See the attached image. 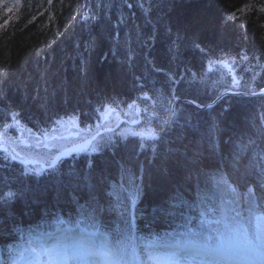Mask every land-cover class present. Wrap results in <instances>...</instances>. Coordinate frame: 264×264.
<instances>
[{"label":"trees","instance_id":"trees-1","mask_svg":"<svg viewBox=\"0 0 264 264\" xmlns=\"http://www.w3.org/2000/svg\"><path fill=\"white\" fill-rule=\"evenodd\" d=\"M262 9L264 0H0V133L18 122L25 136L30 131L36 141L35 138L53 132L49 126L53 129L61 118L68 120L78 115L70 121L88 137L103 128L101 112L98 117L91 114L88 118L82 113L63 114L43 127L31 121L25 112L42 106V113L49 112L51 116L66 104L87 105L89 110L94 100L113 92L125 98L113 100L116 105L112 109L118 114L126 110L132 114L139 104L161 118L155 123L152 146L140 148L139 152L131 141L139 146L150 138L139 144L130 138V129H127L123 135H103L89 151L65 158L48 172L32 168L28 173L0 154V251L6 262L10 259L9 248L5 247L10 239L6 227H17L14 238L18 240L22 236L18 237L17 231L30 220L79 221L101 227L116 240L123 236L124 230L132 232L135 228L138 236L153 241L169 230L182 229L184 213L195 217L194 222L201 210L217 214L220 192L213 204L211 192L200 193L196 189L207 182L202 175L203 168L211 167L213 177L223 180L229 169L237 171L241 164L232 158L228 148L238 146L237 138L254 134V140H263L264 147V136H261L264 96L245 97L240 99L244 104L239 106H226L228 99L210 111L193 110V114L187 111L186 117L189 114L195 122L205 117L216 120L222 112L229 115L226 120L230 126L225 133L229 145L220 138L225 154L217 160L215 147L208 152L202 148L211 144V140L200 129L186 130L172 125L171 130L160 131L159 125L165 124L168 117L172 96L170 92L163 96L159 91V86L163 88L159 69L171 70L172 81L190 83L184 81L186 76L179 73L181 70H174L180 68L174 63L176 54L183 53V58L191 61L187 53L195 52L196 45L204 49L218 48L234 55L229 54L216 66L210 65L222 85L215 97L226 90L262 89ZM151 82L153 86L149 85ZM210 93L206 98L212 96ZM199 102L204 104L210 100ZM183 117L182 121L188 119ZM81 135L78 141L85 138ZM152 152L157 155L154 164H148L149 158H146L140 174L138 168L134 169L140 160L138 154L147 157ZM3 165L11 169L2 170ZM73 178L87 185V191H73L74 186H82L75 185ZM256 184L259 182L249 180L231 183L224 187V196L231 202L237 193L242 199L247 198ZM176 194H185V199L180 201L188 200L192 204L177 208L178 201L175 209L169 210V199ZM200 202L203 207L195 208ZM255 208L264 212L260 204ZM56 210H62L61 215L51 216Z\"/></svg>","mask_w":264,"mask_h":264},{"label":"bare ground","instance_id":"bare-ground-1","mask_svg":"<svg viewBox=\"0 0 264 264\" xmlns=\"http://www.w3.org/2000/svg\"><path fill=\"white\" fill-rule=\"evenodd\" d=\"M140 9V8H139ZM137 11H139L137 9ZM183 40V38H181ZM185 40V39H184ZM178 45V50H179V42H177ZM177 49V48H176ZM117 50V49H116ZM176 50V51H178ZM118 51V50H117ZM219 51V53H218ZM227 52V53H226ZM234 52L231 51H223V50H219L218 48H214V49H204L202 47H199V45L195 46V52H188V55H191V61H187L186 58H183V53L181 56H179L178 54H176L177 60L175 63V65L179 66L180 68L177 69L175 68L174 70H181L179 73L184 74L186 77L184 79V81H190V83H186V82H179L177 81H172L171 77H169L170 73H173L171 70L169 71V69H159L161 71V74L163 75L162 80H163V88L161 86H159V91L161 92V94L164 95H168L167 93L170 92V96H172L173 100L176 101L177 105L174 104V101H172L170 99V104L169 107H173L176 111V115L173 121L168 122L165 120V124H160L159 125V129L160 131H165V129L167 131L171 130V126L172 125H177L179 128L182 127V129H186V130H192L193 128L195 130L200 129V132L203 133V135L208 138L209 140H211V144H206V145H202V148L205 151H210L212 150L214 147L217 149V155L215 156L217 158V160L223 159V155L225 154L222 151V147L220 146L219 140L220 138H224L225 143L227 142V139L225 138V133L228 131V126H230V124H228L226 117L228 118L229 115L225 114V113H220L219 118H217L215 121L212 119H207V117L205 118H201L198 121H193L190 120L192 119L189 114L188 117H186V113L187 111H190L192 114L194 111L190 110L191 107L190 105L194 104V103H198L201 105V103L199 102L201 99H209L210 101L215 100V93L221 88V80L217 77V73L216 70H213V68L211 66H216L218 64H220L221 61L226 60L227 56H231L234 55ZM231 54V55H229ZM130 55V61H132V53H129ZM201 59H200V57ZM207 62V66H209L207 71V66L205 69V63ZM180 62V64H179ZM211 65V66H210ZM157 71V70H156ZM158 71V72H160ZM190 75H195L196 78L191 79L192 77ZM171 79V81H170ZM152 82L154 84H157L158 81L156 80H152ZM149 83V85L153 86L154 84ZM172 83V87L171 89H169L170 85L169 83ZM227 91V90H226ZM212 92V94L210 93V97L206 98V94ZM228 92V91H227ZM227 92L223 91L221 93H219V96H222L223 94H226ZM64 93H68L67 91H65ZM229 94V93H227ZM248 93L245 92L244 94H237V95H233L232 97L226 98L224 99V101L230 99V101L226 102V106H239L240 104H244L240 101V99L243 98H249ZM226 95H223L222 97H225ZM122 97H119L118 94H116V92H113L112 95L109 96H102L100 97L99 100H94L92 103L89 102L90 106H89V110L87 108V105L83 106V107H74V106H64L62 108H59L58 110L59 113L54 114V115H50L49 112L47 113H42L44 108L42 106H40V110L36 107V109L30 108L29 110H26V114L28 115V117L30 118L31 121H33L35 124L37 125H46L48 124L50 121H52V119L56 118V117H60L63 114H68V115H73V113H82L85 114V118H88L89 116L92 117L93 115L98 117L100 115V112L102 113L105 110L111 109L113 107V105H116L113 100L116 101H123ZM234 99V100H232ZM66 101H68L67 99H65ZM236 100V101H235ZM88 104V105H89ZM104 108V109H102ZM34 109V110H33ZM94 109V113L92 112V110ZM37 110L38 113L35 114L34 111ZM41 111V112H40ZM263 112H264V108H263ZM93 114V115H91ZM225 114V115H224ZM78 116V115H77ZM77 116H73V117H77ZM183 116H185L186 118H188L185 121H182V118H184ZM71 117L70 119L72 120H76V118ZM64 119L65 118H61L60 121H57L54 125H57L55 127H51V125L49 126V129L54 130L59 132L60 131V124L64 123ZM69 119V120H70ZM168 119H171V117H168ZM67 120V119H66ZM85 121H87L85 119ZM93 121V119L91 120V122ZM161 121V118L159 116L158 113H149L147 111V113L145 115H143L141 122H140V127H139V133H145L146 131H149L151 136L150 139L148 141H146L145 143L141 144L142 141L146 140L145 137L143 138H139V139H135L138 141L139 145L134 142L132 144V147H135V150L139 152V149H145V148H150L152 146V134L154 132V128L155 123ZM90 122V123H91ZM206 122V123H205ZM75 125H77L76 123H74ZM137 125H139V122L137 123ZM74 128V132L72 133H79V135H81V133L83 134V136L86 137V132L83 131V129H79L78 125L77 126H73ZM67 130L68 126H67ZM262 135L264 136V129H262ZM243 136V135H242ZM255 135H248L247 136H243V139H236L237 140V144L238 146H228V148L232 151L233 155L232 158L237 159L238 162H241V164L236 168L237 171H234V169H229V171L224 174L225 178L223 180H218L219 177H213V169H211V167H204L203 168V177L204 179H207V182L205 184H201L197 186V192H204L207 191L206 193L211 192V194L213 195V199H211V202L213 204H216L215 201V197L216 195L219 193V200L218 202H228L229 199H226V197L224 196V193H226V190H224L225 186L231 184V183H237L239 181L242 180H249L252 182H259V184H256L255 188H253L252 190L249 191V195L247 198L242 199L240 197V195L237 193L235 196V204L237 208L239 209H244L248 214L253 213L256 208L255 206H260L264 207V147L262 145V141L263 140H254ZM33 135L31 134L30 131H28L27 135L25 136V138L23 139V141H27L31 144L30 148H25L22 144V141H20L19 143H15L14 147H15V151L17 152H26L27 153V159L24 162V164L22 165V167L26 168V169H32L38 165H40L43 162L44 156L49 154L51 151L57 149L58 144L60 145V141L57 143L56 141H42V142H35ZM65 140L66 137L64 138ZM64 141V140H63ZM229 145V143H228ZM101 146V145H99ZM165 147V146H164ZM213 147V148H212ZM135 151V154H136ZM150 156L148 155L147 157L142 156V154H138L140 155V160L138 162V164H135L136 168H134L135 170H137L138 168V172H140V174H143V169H144V162L146 158H149V162L148 164L152 165L154 164L153 160L154 158L157 157L156 153L152 152L149 153ZM138 159V158H136ZM216 160V159H215ZM131 167V166H130ZM133 167V166H132ZM131 167V168H132ZM2 170H7L11 169L8 165H3L1 166ZM133 169V168H132ZM157 169V167L155 168ZM195 169V168H194ZM197 169V167H196ZM75 178H73L74 180ZM140 182L141 179H139ZM75 185H80L81 183L79 182V180H74ZM82 185V184H81ZM87 185H82V186H74L73 187V191L76 192H86L87 191ZM91 191V190H90ZM263 191V192H262ZM262 192V193H261ZM185 194H176V195H172L169 199V203H168V208L169 210H174V205L175 203H177L180 200H184ZM5 202H8L6 199H4ZM192 203L189 202L188 200H185L184 202L180 201L178 202V207L181 208H186L188 206H190ZM195 208H200L203 207V203L200 202L198 203L196 206H194ZM167 208V207H166ZM42 210V209H41ZM46 211V210H45ZM54 212V211H53ZM51 212V216L53 217H58L61 215L62 210L61 211H55V213ZM204 213L202 210L198 213V215ZM43 215V214H42ZM43 216H49L48 214H44ZM38 218V217H37ZM35 218V219H37ZM182 220L187 219V215L186 213H184L182 215ZM32 219V218H31ZM27 225L26 224H22V226L20 227V230L25 234L27 233V231H31V230H35L36 232H42V230H45L47 228V220H30L27 221ZM15 225H12L8 228V226L6 227L7 232L9 233V240H7L5 242V247L9 248L7 249L8 253L10 254L11 251L13 250V247L18 244L19 242H21V238H19L18 240H15L14 237H16V234H14V229L17 228H13ZM18 230L17 231V236L21 237L22 233L21 231ZM185 257L186 256H190L192 254H190L189 252L184 253ZM85 256H82L78 259L75 260V263L78 264L79 261H86L84 260ZM196 264H207V263H199L196 261Z\"/></svg>","mask_w":264,"mask_h":264},{"label":"rangeland","instance_id":"rangeland-1","mask_svg":"<svg viewBox=\"0 0 264 264\" xmlns=\"http://www.w3.org/2000/svg\"><path fill=\"white\" fill-rule=\"evenodd\" d=\"M101 120H107V118L105 116H103L101 118ZM67 123H69L68 129H70V130H67ZM73 126H77V125H75L69 119L65 120L62 125L60 124V129L62 128V132L57 134L58 136L61 135L60 139H63L64 141H67V140H71V138H74L76 140L81 138L82 135L80 136L78 132L77 133H72V132H74ZM65 137H69V138H67V140H65L64 139ZM63 140H62V142L61 141L60 142L64 143ZM3 144L8 146L9 148H11L12 141L5 142ZM61 146L62 145H59V148ZM257 219H258V223L260 224V228H259L260 235H258V237H259V239H261V238L264 237V226H263L262 219H260V220H259V218H257ZM238 237H241V234L238 235ZM121 241H122V244H123L122 248H118V249L117 248H115V249L111 248L110 252L108 250H106V248H104L105 252H103V254L104 255L105 254L109 255L111 257V259L114 261L115 264H119V263L120 264H140L139 261L138 262L135 261L134 255L132 257V253L134 252L133 249H134V246H135L134 244L136 243L135 240L131 239L130 237H125ZM130 244H132V246L129 247ZM127 247H128V249L125 252L124 249L127 248ZM40 253H41V250H37V254H35V255L40 256ZM47 253H48L47 255L50 257V255L53 253L52 248H48ZM144 254H145L144 255V257H145L144 263L145 264H156V262L159 263L161 261L160 258H164V255H166V253H159L157 251L151 252V250H149V248L145 249ZM113 255H114V257H113ZM64 259L66 260L65 264H68V262H69L68 259L65 258V257H64ZM15 260H16V262L14 264H18L17 260H23V259H21V257H19V258H16ZM114 263H111L110 261L109 262L107 261V264H114ZM142 264H143V261H142Z\"/></svg>","mask_w":264,"mask_h":264},{"label":"water","instance_id":"water-1","mask_svg":"<svg viewBox=\"0 0 264 264\" xmlns=\"http://www.w3.org/2000/svg\"><path fill=\"white\" fill-rule=\"evenodd\" d=\"M224 95L228 96V95H230V93H229V94L226 93V94H224ZM221 98H223V97H221ZM205 108H206V107H205ZM172 110L174 111V108H172ZM95 137H97V135L94 136L93 138L87 140L83 145L78 146L76 149H70V150L65 151L64 154H65V153H69V152H74V151H77V150L80 151V150H84V149H86L87 146L89 145V143H90ZM57 161H58V158H56V159L54 160V163H56Z\"/></svg>","mask_w":264,"mask_h":264},{"label":"snow or ice","instance_id":"snow-or-ice-1","mask_svg":"<svg viewBox=\"0 0 264 264\" xmlns=\"http://www.w3.org/2000/svg\"><path fill=\"white\" fill-rule=\"evenodd\" d=\"M49 2H51V0H49ZM262 10H264V9H262ZM5 23H7V22H5Z\"/></svg>","mask_w":264,"mask_h":264}]
</instances>
